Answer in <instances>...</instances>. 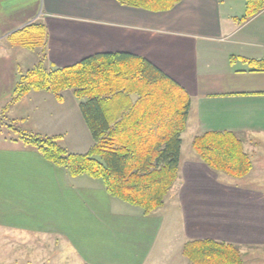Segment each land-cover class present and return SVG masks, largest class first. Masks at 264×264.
<instances>
[{
  "label": "crops",
  "instance_id": "obj_1",
  "mask_svg": "<svg viewBox=\"0 0 264 264\" xmlns=\"http://www.w3.org/2000/svg\"><path fill=\"white\" fill-rule=\"evenodd\" d=\"M245 13L246 0H183L167 12L116 0H0V115H15L27 130L59 137L72 153L94 144L79 108L85 99L72 91L63 92V103L34 91L10 105L18 76L43 49L11 46L7 37L36 21L48 32L47 68L127 53L150 61L191 99L179 178L155 213L145 215L109 196L100 180L73 177L16 143L0 147V230L43 237L52 257L65 250L72 264H188L182 250L194 239L264 247V72L243 61L264 58V11L241 21ZM208 131L242 137L253 181L229 182L200 160L192 142Z\"/></svg>",
  "mask_w": 264,
  "mask_h": 264
},
{
  "label": "trees",
  "instance_id": "obj_2",
  "mask_svg": "<svg viewBox=\"0 0 264 264\" xmlns=\"http://www.w3.org/2000/svg\"><path fill=\"white\" fill-rule=\"evenodd\" d=\"M116 1L167 12L183 0ZM262 11L264 0H246L241 21ZM47 34L46 26L36 21L8 36L7 41L14 47L42 48L44 52ZM43 52L32 69L18 76L10 105L34 91L49 92L63 103L62 93L72 91L85 99L79 108L94 144L86 153H72L57 136L21 130H17L16 141L36 149L73 177L100 180L109 196L140 208L145 215L162 208L179 178L182 134L191 106L188 93L150 61L135 55L97 54L71 66L49 69ZM243 61L252 71L264 72V58ZM192 147L217 173L242 179L252 170V159L238 133L204 132L194 138ZM182 254L188 264H243L239 245L214 239L189 240Z\"/></svg>",
  "mask_w": 264,
  "mask_h": 264
},
{
  "label": "rangeland",
  "instance_id": "obj_3",
  "mask_svg": "<svg viewBox=\"0 0 264 264\" xmlns=\"http://www.w3.org/2000/svg\"><path fill=\"white\" fill-rule=\"evenodd\" d=\"M20 108L22 109V106ZM14 116L15 115L13 114L0 115V147L14 146L16 143H18L20 146H23L24 144L22 142L16 141L18 137L17 130L28 133L31 132L26 129V125H22L20 122L15 121ZM68 148L71 151L78 150L77 148L75 149V147ZM250 173L251 174H248L242 179H227L229 182H235L238 184L242 182L244 183L246 181H253L255 178V171L253 172L252 170ZM223 175L225 177H229L225 174ZM32 235L33 234L28 235L26 233L24 234L8 230H0V241H3L2 244L0 243V262H10L11 264H13V262L15 264H46V262L50 260V262L47 264H51L53 260L59 259L60 263L62 264H72V259L67 251H55V256L52 257L50 255L52 254V252H50V248L52 249L53 247L50 244L51 241L45 240L43 237L36 238L35 235ZM8 241L11 243L6 244ZM46 246L48 249H46ZM55 248L59 249L58 243L55 244ZM45 257H48L49 259H45ZM242 259L243 264H264V247L256 249L253 247H243Z\"/></svg>",
  "mask_w": 264,
  "mask_h": 264
}]
</instances>
